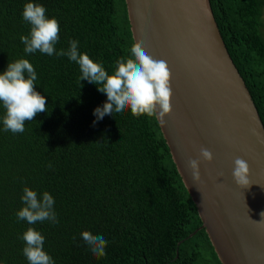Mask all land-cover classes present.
I'll use <instances>...</instances> for the list:
<instances>
[{"label":"trees","instance_id":"trees-1","mask_svg":"<svg viewBox=\"0 0 264 264\" xmlns=\"http://www.w3.org/2000/svg\"><path fill=\"white\" fill-rule=\"evenodd\" d=\"M229 53L264 124V0H210ZM27 2L60 25L56 49L70 40L111 74L135 44L126 0H0V74L24 58L37 73L47 112L5 131L0 104V264H28L21 239L29 227L44 237L54 264H223L174 162L157 117L130 110L105 114L107 95L79 80L66 56L24 52ZM24 187L54 198L59 223L17 218ZM83 231L109 243L96 257Z\"/></svg>","mask_w":264,"mask_h":264},{"label":"water","instance_id":"water-1","mask_svg":"<svg viewBox=\"0 0 264 264\" xmlns=\"http://www.w3.org/2000/svg\"><path fill=\"white\" fill-rule=\"evenodd\" d=\"M135 43H142L139 28L149 20L146 31L153 35L146 46L157 47V60H164L172 67L181 66L195 88H204L207 100L195 103L179 120L182 131L170 134L174 126L170 118L163 123L159 120L164 136L170 147L174 162L183 182L198 207L203 227L223 264H245L251 260L264 264V251L258 252L259 245L246 246L232 253V245L241 247L244 237V217L247 210L235 212L231 209L209 214L204 208L206 202L203 190L193 179L188 166L189 153L194 158L212 165L200 156V149L218 151L222 160L234 162L236 158L250 157V172L260 175V180L249 179L258 190L257 199H264V124L252 95L235 65L214 15L210 0H126ZM185 65V66H184ZM183 82V83H186ZM194 88V89H195ZM198 99V98H197ZM192 103V102H191ZM191 114L189 115V113ZM179 147H177V145ZM179 152L187 156L180 157ZM247 156V157H246ZM214 177V174H212ZM235 182L231 183V186ZM260 185V188L257 187ZM235 187L234 189H237ZM242 190V188H241ZM242 204L253 192L242 190ZM249 210L254 212L253 205ZM262 221V219H261ZM261 230V229H260ZM225 231V232H224ZM264 231V230H263ZM226 233V234H225ZM217 236L224 243L220 247ZM248 247V248H247ZM221 249V251L219 250ZM238 248V249H239ZM246 251H251L246 254Z\"/></svg>","mask_w":264,"mask_h":264},{"label":"clouds","instance_id":"clouds-1","mask_svg":"<svg viewBox=\"0 0 264 264\" xmlns=\"http://www.w3.org/2000/svg\"><path fill=\"white\" fill-rule=\"evenodd\" d=\"M22 18L30 25L29 34L20 37L26 54L39 51L49 56H66L79 65L80 81L86 79L96 84L97 90L107 95L103 107L94 110L97 119H102L105 114L130 110L133 116L157 117L163 123L164 117L171 113L170 80L175 67L164 60L154 59L142 43L133 44L130 57L118 59L114 71L109 74L102 63L93 61L89 55L79 51L77 40H70L67 50L57 51L55 46L59 41L60 25L56 18L46 16L43 5L25 3ZM37 79L34 66L24 58L9 62L7 70L0 74V104L5 110L2 117L5 131L23 133L26 121H32L38 113L47 112L45 97L36 91ZM200 156L208 162L213 159L212 152L203 147ZM199 165L197 159L188 161L196 181L200 179ZM232 175L239 187L247 188L251 185L250 168L244 159H235ZM21 200L24 206L16 213L19 220H26L29 225L45 220L59 223L53 207L54 198L47 191L38 195L36 191L24 187ZM261 216L264 217V213ZM81 237L94 256L106 255L105 249L109 242L103 236L83 231ZM21 239L25 242L22 251L28 264H54L53 258L44 250L45 237L38 230L27 228Z\"/></svg>","mask_w":264,"mask_h":264},{"label":"bare ground","instance_id":"bare-ground-1","mask_svg":"<svg viewBox=\"0 0 264 264\" xmlns=\"http://www.w3.org/2000/svg\"><path fill=\"white\" fill-rule=\"evenodd\" d=\"M147 3L150 4V0H146ZM145 26H149V20L147 19L146 23L143 25L142 28H139V34L142 36H145V38H141V41L145 44L148 43L147 41L153 40V35L146 31ZM143 44V47L145 48L146 52L152 56H157V47L150 48L149 46H146ZM161 60V59H160ZM185 66V65H184ZM186 73V70H185ZM183 71V68L178 67L171 73V89H172V97H171V107L172 111L170 114L166 115L164 117V120L167 121V119L170 118L172 125L174 126V131L170 134L176 135V133H180L182 131L181 124L179 123V120L183 119V115L186 114L189 111L190 104L193 106L195 103L199 104L200 101L207 100V97H203L202 95L204 88L202 86H199L195 88V84L192 82L188 84L189 82H186L189 80L188 76ZM186 82V83H183ZM195 88V89H194ZM198 98V99H197ZM192 102V103H191ZM191 112L189 113V115ZM163 120V121H164ZM177 147L178 144H176ZM219 153L218 157L217 154ZM180 157H183L185 160L187 156L185 154L189 155L190 159H197L194 158L192 155H190L188 152L183 154L179 152ZM213 159L216 160L212 165H207L206 162L200 161V179L197 181L200 188L203 190L206 202L204 203V208L209 209V214L216 213V212H222L225 209H231L238 213V211L243 212L244 208L247 210V213H245L244 217V226L245 231L244 237L242 239V245L239 248V244L232 245V253L235 251L236 253L246 246H250L253 244L259 245V253L261 254L262 251H264V220L261 221V219H264V217L261 216V213H264V199L263 195H260L261 198L257 199L258 190H255V187L250 185L247 188H242V190H248L254 193L246 201L245 204H242V197L245 193L241 190V187H239L236 183H234L231 186V183L235 182L233 179V168H234V162H231L230 160L228 162H224L222 160V155L218 151L212 152ZM253 156L250 152L248 155L247 163L250 166V162L252 159L250 157ZM245 156H242V158ZM247 157V156H246ZM212 159V160H213ZM214 174V177L213 175ZM249 179L254 180H260V175L255 174L253 171L250 172ZM235 187H238L237 189H234ZM260 188V185L257 187ZM253 205L254 212H251L249 210V206ZM223 213V212H222ZM261 229V230H260ZM225 232V231H224ZM226 234V233H225ZM217 241L220 245V247L223 245L224 240L222 236H217ZM251 243V244H250ZM250 244V245H247ZM239 248V249H238ZM248 248V247H247ZM221 251V249L219 248ZM251 251H246V254L250 253ZM264 255V254H263ZM245 264H255L251 260L245 261Z\"/></svg>","mask_w":264,"mask_h":264},{"label":"rangeland","instance_id":"rangeland-1","mask_svg":"<svg viewBox=\"0 0 264 264\" xmlns=\"http://www.w3.org/2000/svg\"><path fill=\"white\" fill-rule=\"evenodd\" d=\"M263 20H264V14H263Z\"/></svg>","mask_w":264,"mask_h":264}]
</instances>
